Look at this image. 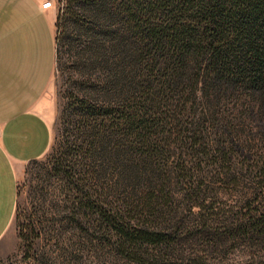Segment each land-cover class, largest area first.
I'll return each instance as SVG.
<instances>
[{
  "label": "trees",
  "instance_id": "16d2710c",
  "mask_svg": "<svg viewBox=\"0 0 264 264\" xmlns=\"http://www.w3.org/2000/svg\"><path fill=\"white\" fill-rule=\"evenodd\" d=\"M57 25L93 79L75 102V229L137 264H207L194 238L264 264V0H67ZM214 182L236 205L220 211Z\"/></svg>",
  "mask_w": 264,
  "mask_h": 264
},
{
  "label": "rangeland",
  "instance_id": "374dc122",
  "mask_svg": "<svg viewBox=\"0 0 264 264\" xmlns=\"http://www.w3.org/2000/svg\"><path fill=\"white\" fill-rule=\"evenodd\" d=\"M66 3L54 0L55 68L39 102L52 129L51 144L43 156L21 168L16 212L0 245V264H137L109 244L99 245L98 238L92 240L91 234L75 229V181L67 172L76 159L75 102L90 92L93 79L88 69L75 62L80 49L75 45V30L68 28L63 34V28L57 25ZM72 30L73 37L69 36ZM53 149L66 152L61 168L53 163ZM212 186L220 211L236 205L237 188L225 192L220 182ZM187 245L190 257L203 256L207 264H236L241 253L237 238L209 242L194 238Z\"/></svg>",
  "mask_w": 264,
  "mask_h": 264
},
{
  "label": "crops",
  "instance_id": "0c3cea01",
  "mask_svg": "<svg viewBox=\"0 0 264 264\" xmlns=\"http://www.w3.org/2000/svg\"><path fill=\"white\" fill-rule=\"evenodd\" d=\"M45 0H0V245L16 212L23 165L48 150L39 102L56 61L55 10Z\"/></svg>",
  "mask_w": 264,
  "mask_h": 264
},
{
  "label": "built area",
  "instance_id": "2783aa9c",
  "mask_svg": "<svg viewBox=\"0 0 264 264\" xmlns=\"http://www.w3.org/2000/svg\"><path fill=\"white\" fill-rule=\"evenodd\" d=\"M42 6L45 8L54 6V0H45Z\"/></svg>",
  "mask_w": 264,
  "mask_h": 264
}]
</instances>
